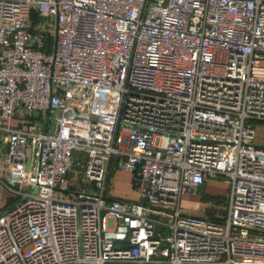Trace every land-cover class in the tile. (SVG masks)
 Returning <instances> with one entry per match:
<instances>
[{
	"label": "built area",
	"instance_id": "2783aa9c",
	"mask_svg": "<svg viewBox=\"0 0 264 264\" xmlns=\"http://www.w3.org/2000/svg\"><path fill=\"white\" fill-rule=\"evenodd\" d=\"M253 122L264 0H0V264H264Z\"/></svg>",
	"mask_w": 264,
	"mask_h": 264
},
{
	"label": "rangeland",
	"instance_id": "374dc122",
	"mask_svg": "<svg viewBox=\"0 0 264 264\" xmlns=\"http://www.w3.org/2000/svg\"><path fill=\"white\" fill-rule=\"evenodd\" d=\"M253 129H254V138H253V145H257V146H263L264 147V122H253L252 124ZM111 176L113 177V173H111ZM213 185H212V193L211 195H207L204 199L202 200H198V198H196V194H198V192H193L181 197L180 200V206L179 209L181 212L185 213V214H190V215H198L197 213L199 212L198 210V206L204 204V202L209 199L212 198V206L216 207V208H221V197L223 196V193L225 191V184L222 181V179H213ZM113 187L118 188L115 184V186L113 185ZM112 190L113 195L118 194L116 193L117 190ZM55 196H59V197H64L67 198L68 195H66L65 193L59 194V193H55ZM116 198V197H115ZM127 199H130L131 201L136 200V195L135 194H130Z\"/></svg>",
	"mask_w": 264,
	"mask_h": 264
},
{
	"label": "crops",
	"instance_id": "0c3cea01",
	"mask_svg": "<svg viewBox=\"0 0 264 264\" xmlns=\"http://www.w3.org/2000/svg\"><path fill=\"white\" fill-rule=\"evenodd\" d=\"M113 175L114 176L112 177V180L110 182V195L112 197H116L119 199L130 200V199H127V197L130 194L133 195L134 193L128 191V187H127V185H128L127 184L128 183V173L125 171H115L113 173ZM115 184L118 188L113 187V185L115 186ZM213 184H214L213 179L205 180L203 184L199 185L194 190L195 192H198V194H196V198H198V200H200V197H202L204 195H211ZM114 188H115V190H117L116 193H118V194L113 195L112 190H114ZM193 192H191V193L193 194ZM186 195H188V194H186ZM186 195H183L181 197H184ZM180 200H181V198H180ZM12 202H13L12 195L0 186V213L7 210L11 206ZM179 206H180V202H179ZM107 264H120V263L110 262Z\"/></svg>",
	"mask_w": 264,
	"mask_h": 264
},
{
	"label": "trees",
	"instance_id": "16d2710c",
	"mask_svg": "<svg viewBox=\"0 0 264 264\" xmlns=\"http://www.w3.org/2000/svg\"><path fill=\"white\" fill-rule=\"evenodd\" d=\"M203 183H204V182H203ZM206 196H207V195H204V196L200 197V200L204 199ZM221 199L223 200V196L221 197ZM222 200L220 201V202H221V205H223V204H222V203H223ZM207 202H210V204L207 205ZM212 202H213V201H212V198H209V199H207V200L204 202V204L199 205V206H198V210H199V212H198L197 214H198V215H202V214H207V213H208L209 218H211V217H212V213H214V212L222 213V207H223V206H221V208L213 207V206H212Z\"/></svg>",
	"mask_w": 264,
	"mask_h": 264
}]
</instances>
